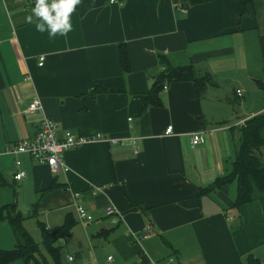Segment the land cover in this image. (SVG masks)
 Listing matches in <instances>:
<instances>
[{"label": "crops", "instance_id": "1", "mask_svg": "<svg viewBox=\"0 0 264 264\" xmlns=\"http://www.w3.org/2000/svg\"><path fill=\"white\" fill-rule=\"evenodd\" d=\"M30 1L0 0V208L14 203L23 221L38 200L35 216L50 230L72 215L69 235L56 242L65 264H246L249 254L261 260L260 202L234 208V181L200 189L230 172L238 127L264 111V96L245 115L228 102V94L246 88L264 91V0L244 14L232 0H81L73 30L51 39L24 22ZM118 43L127 47L129 72ZM160 59L192 64L212 82L200 96L191 81L167 82L160 105L144 106ZM33 100L42 108L28 113ZM43 116L56 122L60 138L68 130L113 141L66 150L68 170L55 173L27 154L7 153ZM195 133L204 140L192 146ZM18 171L24 176L14 180ZM22 196L32 200L25 216ZM76 204L91 221L78 219ZM106 206L118 213L106 214ZM15 244L10 224L0 220V249Z\"/></svg>", "mask_w": 264, "mask_h": 264}, {"label": "trees", "instance_id": "2", "mask_svg": "<svg viewBox=\"0 0 264 264\" xmlns=\"http://www.w3.org/2000/svg\"><path fill=\"white\" fill-rule=\"evenodd\" d=\"M175 1V0H174ZM187 6L196 5L211 0H181ZM239 4L241 14H244L254 0H232ZM31 4L33 0L30 1ZM117 53L121 68L124 72L130 71V62L127 47L124 43L117 44ZM160 62L162 70L155 77L151 88L145 92L144 106H159V93L167 82L171 81H191L195 84L197 95L200 96L207 84L212 82L210 74H199L192 64L183 66H172L165 60ZM261 89H264V82H259ZM96 92L102 88H96ZM239 138L236 145L235 156L229 173L218 176L206 187L200 189V194L208 192L214 188L234 181L236 183L233 207L240 206L258 200L262 207L264 216V159L260 157V149L264 146V111L256 113L243 121L238 127ZM55 184H50V190ZM34 204L31 214L35 216ZM16 210L15 204L10 203L0 208V220L6 219L10 224L15 237L16 244L10 249H0V264H10L19 259L24 264H64L61 246L56 242L69 235L72 225L76 222L72 215H66L64 222L58 228L50 230L45 224L37 220L41 232V242L47 258L39 251L38 244L34 242L22 225V216ZM36 217V216H35ZM241 264V263H238ZM246 264H264L259 258L249 254Z\"/></svg>", "mask_w": 264, "mask_h": 264}, {"label": "built area", "instance_id": "3", "mask_svg": "<svg viewBox=\"0 0 264 264\" xmlns=\"http://www.w3.org/2000/svg\"><path fill=\"white\" fill-rule=\"evenodd\" d=\"M43 55L38 58V65L43 63ZM239 90H236V93H239ZM41 103L39 100H33L28 104L27 112L34 113L41 110ZM172 132V127L169 125L165 128V134ZM110 141L106 137H102L99 134H96L92 137H83L68 130H64L62 136H58L57 124L48 116H43L32 136L19 140L16 144L8 147L6 149L7 153L10 154H19L24 153L29 155L39 164L47 165L52 172L58 171H67L68 167L64 161V152L68 149L78 148L84 144L92 143L95 141ZM204 138L201 133H195L191 136L190 143L192 146L201 144ZM137 148H134V153H137ZM19 164V162H16ZM24 176L23 171H18L13 174L14 180H20ZM94 192V191H93ZM74 197L78 196V192L73 193ZM75 211L78 219L87 223L92 220V215L89 214L81 204L75 205ZM105 212L108 215L117 214L118 212L112 206H106ZM68 261H72L73 257L68 256ZM168 261L173 263L175 261L174 257H169Z\"/></svg>", "mask_w": 264, "mask_h": 264}, {"label": "clouds", "instance_id": "4", "mask_svg": "<svg viewBox=\"0 0 264 264\" xmlns=\"http://www.w3.org/2000/svg\"><path fill=\"white\" fill-rule=\"evenodd\" d=\"M81 0H33L31 12L24 22L34 24L38 33L48 38L66 36L73 30L71 16Z\"/></svg>", "mask_w": 264, "mask_h": 264}, {"label": "rangeland", "instance_id": "5", "mask_svg": "<svg viewBox=\"0 0 264 264\" xmlns=\"http://www.w3.org/2000/svg\"><path fill=\"white\" fill-rule=\"evenodd\" d=\"M253 88H255L254 89L255 91H253L250 88H246L242 93L239 94V96H236L235 94H232V93L228 94V97L230 98V100L228 99V102L230 101L229 103L235 108V110H236V108L239 109V111H241L243 115H245L246 113H248L250 111V108L253 106L254 101H260V97L264 96V95H261V93L264 92L263 90H260L258 87H253ZM235 97H236V100H234ZM247 97H249L248 102H244V100ZM247 104H248V106H246ZM257 105L258 104H255L254 107H256ZM240 106H242L241 109L239 108ZM259 155H260V157H262L264 159V146L261 147ZM10 189L12 192L13 188H10ZM14 189H15V187H14ZM16 189L18 190V188H16ZM31 204H32V200H30V199L28 200L27 197L22 196L19 198V207L22 210H25L24 212L22 211L23 216H25L27 213L28 214L30 213L29 210H31V209H29V208L31 207ZM37 220L41 221V218L39 216L33 217L31 215L30 217L24 218V220L22 221V225L26 229V231L29 233L32 240L38 244L40 253L46 257L47 254L45 253V250H44L42 242H41V232H40V228L37 224ZM263 248H264V245L261 247V250H263ZM261 255H262L261 258L263 259V260L261 259V261L264 262V251L261 252ZM242 261H244V260L242 259ZM49 263L53 264V261L50 259ZM11 264H24V263L21 260L17 259L15 261L11 262ZM29 264H32V263H29ZM64 264H65V262H64Z\"/></svg>", "mask_w": 264, "mask_h": 264}]
</instances>
